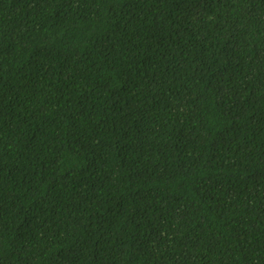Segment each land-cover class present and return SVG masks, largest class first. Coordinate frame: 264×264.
<instances>
[{"label": "trees", "instance_id": "1", "mask_svg": "<svg viewBox=\"0 0 264 264\" xmlns=\"http://www.w3.org/2000/svg\"><path fill=\"white\" fill-rule=\"evenodd\" d=\"M0 264H264V0H0Z\"/></svg>", "mask_w": 264, "mask_h": 264}]
</instances>
